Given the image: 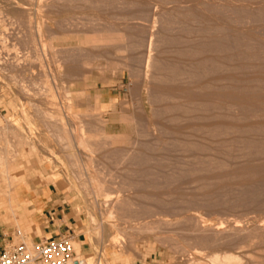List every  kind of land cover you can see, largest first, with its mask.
Returning <instances> with one entry per match:
<instances>
[{
	"label": "rangeland",
	"instance_id": "374dc122",
	"mask_svg": "<svg viewBox=\"0 0 264 264\" xmlns=\"http://www.w3.org/2000/svg\"><path fill=\"white\" fill-rule=\"evenodd\" d=\"M32 194L90 264H264V0H0V217L30 242Z\"/></svg>",
	"mask_w": 264,
	"mask_h": 264
},
{
	"label": "built area",
	"instance_id": "2783aa9c",
	"mask_svg": "<svg viewBox=\"0 0 264 264\" xmlns=\"http://www.w3.org/2000/svg\"><path fill=\"white\" fill-rule=\"evenodd\" d=\"M73 231L56 238L30 242L26 234L16 229L10 239L2 242L0 264H70L76 258ZM82 264V260H75Z\"/></svg>",
	"mask_w": 264,
	"mask_h": 264
},
{
	"label": "crops",
	"instance_id": "0c3cea01",
	"mask_svg": "<svg viewBox=\"0 0 264 264\" xmlns=\"http://www.w3.org/2000/svg\"><path fill=\"white\" fill-rule=\"evenodd\" d=\"M36 194L30 196V202L35 204L38 208H34L36 211L31 215V221L33 224L34 238L33 242H37L42 239L56 238L59 235L73 231L76 233L78 220L72 214L71 211H67V208L58 203L53 195L45 197L46 199L40 200ZM37 209V210H36ZM15 228H12L7 222H4L0 217V252L2 248V242L5 239H10L14 234ZM82 233L78 235L76 241L81 243ZM81 249V247H80Z\"/></svg>",
	"mask_w": 264,
	"mask_h": 264
},
{
	"label": "bare ground",
	"instance_id": "6f19581e",
	"mask_svg": "<svg viewBox=\"0 0 264 264\" xmlns=\"http://www.w3.org/2000/svg\"><path fill=\"white\" fill-rule=\"evenodd\" d=\"M75 245H76V247H74V249H75V252H76V255H75L76 258L70 264H76L75 260H82V264H90L87 261H85L84 259L80 258L79 255H78L79 254L78 252H80V243L75 240L74 246Z\"/></svg>",
	"mask_w": 264,
	"mask_h": 264
}]
</instances>
